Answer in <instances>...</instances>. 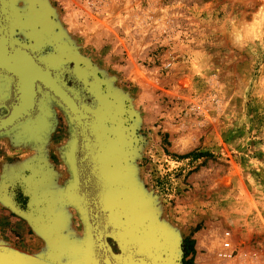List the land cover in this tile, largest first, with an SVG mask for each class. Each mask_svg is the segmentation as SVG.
<instances>
[{"label": "rangeland", "instance_id": "374dc122", "mask_svg": "<svg viewBox=\"0 0 264 264\" xmlns=\"http://www.w3.org/2000/svg\"><path fill=\"white\" fill-rule=\"evenodd\" d=\"M18 5L23 13L47 11L54 31L91 63V78L118 91L138 114L128 164L152 211L181 237L182 256L190 239L194 264H264V0ZM51 51L46 46L41 54ZM52 107L53 127L41 145L15 133L0 136V248L57 261L56 249L22 214L29 211L23 179H40L53 212L63 215L56 217L63 246L85 237L76 208L60 198L71 180L64 159L71 127ZM20 158L30 168L16 181L11 166ZM225 230L239 252L233 261L217 256ZM69 255L58 258L74 262Z\"/></svg>", "mask_w": 264, "mask_h": 264}, {"label": "water", "instance_id": "95a60500", "mask_svg": "<svg viewBox=\"0 0 264 264\" xmlns=\"http://www.w3.org/2000/svg\"><path fill=\"white\" fill-rule=\"evenodd\" d=\"M18 2L0 0V85L5 88L0 136L15 133L24 142L41 145L53 127L52 103L65 113L71 132L64 159L71 180L60 198L76 208L85 237L79 246H63L56 218L63 215L53 212V200L44 194L40 179H23L29 211L22 214L51 249L60 251L52 254L58 262L0 248V264H64L58 257L65 252L76 259L68 264H182L181 237L152 211V200L144 196L128 164L138 114L118 91L91 78V63L54 31L47 11L23 13ZM46 46L52 51L42 55ZM66 75L81 86L69 85ZM23 174L13 178L21 181Z\"/></svg>", "mask_w": 264, "mask_h": 264}, {"label": "built area", "instance_id": "2783aa9c", "mask_svg": "<svg viewBox=\"0 0 264 264\" xmlns=\"http://www.w3.org/2000/svg\"><path fill=\"white\" fill-rule=\"evenodd\" d=\"M217 256L225 261H233L238 258L239 252L234 244V235L231 230H225L222 236L221 246Z\"/></svg>", "mask_w": 264, "mask_h": 264}, {"label": "trees", "instance_id": "16d2710c", "mask_svg": "<svg viewBox=\"0 0 264 264\" xmlns=\"http://www.w3.org/2000/svg\"><path fill=\"white\" fill-rule=\"evenodd\" d=\"M193 240L185 239L184 241V257L182 260V264H194V258L190 257V255H193L195 253V246H194Z\"/></svg>", "mask_w": 264, "mask_h": 264}, {"label": "crops", "instance_id": "0c3cea01", "mask_svg": "<svg viewBox=\"0 0 264 264\" xmlns=\"http://www.w3.org/2000/svg\"><path fill=\"white\" fill-rule=\"evenodd\" d=\"M28 156H30V155H28ZM29 160H30V157L28 158V161ZM25 164H26V161L23 160V158H20L18 165H16V164L15 165H12L11 166L12 176L13 177H16V176H19L21 173H24L25 170H23V169H25V167L23 168V165L25 166Z\"/></svg>", "mask_w": 264, "mask_h": 264}, {"label": "bare ground", "instance_id": "6f19581e", "mask_svg": "<svg viewBox=\"0 0 264 264\" xmlns=\"http://www.w3.org/2000/svg\"><path fill=\"white\" fill-rule=\"evenodd\" d=\"M32 23H35V22H32Z\"/></svg>", "mask_w": 264, "mask_h": 264}]
</instances>
